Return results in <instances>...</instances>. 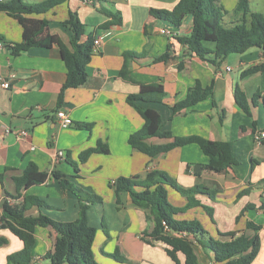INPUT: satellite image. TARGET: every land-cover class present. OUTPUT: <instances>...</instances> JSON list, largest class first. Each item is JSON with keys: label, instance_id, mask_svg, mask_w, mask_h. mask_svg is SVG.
I'll return each mask as SVG.
<instances>
[{"label": "crops", "instance_id": "0c3cea01", "mask_svg": "<svg viewBox=\"0 0 264 264\" xmlns=\"http://www.w3.org/2000/svg\"><path fill=\"white\" fill-rule=\"evenodd\" d=\"M25 1L33 4L42 0ZM179 2L70 0L45 14L29 16L48 21L38 40L57 36L70 47L71 12L82 23L81 42L104 37L87 66L89 82L67 89L64 88L67 68L61 48L55 44L38 45L13 53V48L23 42L24 29L19 20L0 11V216L6 199L17 202L15 179L34 164L39 171L48 173L49 178L29 190L22 189L21 194L38 196L47 206L33 207L27 216L38 217L43 213L58 222L78 218L79 200L62 189L53 177L59 172L85 192L103 199L102 207L91 205L88 209L89 224L97 229L93 250L100 264H175L164 243L144 240L143 233L150 232L155 225L149 208L134 204L125 193L118 202L115 193V183L120 177L144 178L150 171L160 169L175 177L185 189L198 184L220 188L215 200L197 196L201 205L212 208L214 221L202 206L179 213L178 220L197 219L214 237L218 231L255 235L247 224H264V140L258 143L254 137L256 131L264 130V72L243 73L264 64V47L232 54L219 65L201 60L177 40L191 33L192 17L175 28L150 16L151 9L173 10ZM239 2L219 1V6L228 12L227 24L234 19ZM249 2L252 11L264 14V0ZM106 11L119 14L123 24L102 29L104 23L112 20ZM163 28L172 34L163 35ZM127 52L141 54L129 60L132 78L162 84L168 94L164 103H139L138 107L128 103V96L138 93L139 86L120 76ZM166 53L169 54L166 60L156 61ZM6 82L8 88L4 87ZM198 82L204 88L212 86L213 96L174 114L172 107L185 100ZM238 88L246 95L250 114L237 104ZM149 108L160 113L163 130L175 137L199 136L229 142L240 164L221 174L210 172L203 167L209 157L195 143L155 158L134 149L129 137L143 128L140 111ZM60 109L71 116L72 126L59 125L56 113ZM22 130L29 132L26 138L19 135ZM171 141L152 138L148 143L163 145ZM100 146L107 151H100ZM90 150L91 155L82 161L81 156ZM197 164L202 166L199 172L194 171ZM248 189L247 195L240 196ZM168 196L175 209L182 211L188 206L187 198L177 191L170 189ZM249 205L252 208L241 215ZM34 235L31 264H51L46 255L53 251L57 234L52 228L39 226ZM259 235L261 249L252 264H264V227ZM0 238L8 241L0 248V264H7L8 256L21 251L24 243L9 229L0 228ZM218 238L229 241L226 236ZM115 253L126 261L111 257ZM196 253L200 264H217L212 251L197 245ZM178 257L185 264L184 255L179 253Z\"/></svg>", "mask_w": 264, "mask_h": 264}, {"label": "trees", "instance_id": "16d2710c", "mask_svg": "<svg viewBox=\"0 0 264 264\" xmlns=\"http://www.w3.org/2000/svg\"><path fill=\"white\" fill-rule=\"evenodd\" d=\"M70 0H42L38 3H27L25 0L0 1V11L20 21L23 26V42L13 48V53L19 54L31 47L38 45H58L61 48L62 59L67 68V80L64 88H79L89 82L87 66L94 54L95 38L88 42H81L82 23L79 18L70 13L68 23L73 29L71 46L67 47L57 36H49L45 40L38 38L47 29L48 21L45 19L29 18L31 15H42ZM220 0H180L173 10L151 9L150 16L167 24L179 28L186 18L192 17L191 33L187 36L177 37L189 52L203 61L219 65L232 54H242L251 48L264 47V14L252 11L249 0H240L234 11V19L226 23L228 12L219 6ZM112 20L102 25V29H109L113 25L121 26L123 20L119 14L106 11ZM213 44L212 49L208 47ZM141 54L125 53L126 64L120 76L136 83L139 91L128 96L127 101L138 107L139 103H164L168 94L160 83H144L136 81L131 76L129 60L139 57ZM169 57L166 53L156 59L164 61ZM264 72V64L256 65L246 70L243 75ZM213 96V87H203L199 82L191 88L185 100L175 104L172 109L174 114L192 107L208 97ZM236 101L239 107L250 114L248 100L241 89L236 91ZM256 101V98L253 99ZM144 126L129 137V143L138 151L155 158L169 151L188 144H198L202 151L209 157V162L203 167L214 173H224L228 168L239 165L240 162L233 153L229 142H216L199 136L175 137L170 131L163 130V122L160 113L154 109L140 111ZM152 138L171 139L163 145L149 144ZM100 151L107 149L100 146ZM93 150L85 152L81 159L87 160ZM53 177L60 182L62 189L75 194L79 200V216L75 221L58 222L41 213L38 217L27 216L26 213L33 207L43 208L47 204L38 196L21 194L22 189L29 190L33 186L45 183L49 175L41 172L31 164L20 178L15 182L18 188L17 202L6 199L3 203L0 216V228L11 230L24 243L21 251L8 256L7 264H31L32 251L36 244L35 229L39 226L52 228L57 234L54 249L46 255L51 264H100L94 254L93 245L97 229L89 224L88 209L91 205L103 206L102 197L90 194L77 187L63 174L54 173ZM2 181V175H0ZM173 189L188 200V206L179 211L169 201L168 192ZM220 188L198 184L191 188H183L175 177L168 172L155 169L147 173L146 177H120L115 183L117 201L120 202L122 194H128L133 203L138 206L146 205L150 210V218L154 222L153 229L143 233L144 240L148 243L162 242L166 247L168 256L175 262L181 264L178 254L185 257V264H200L196 253L197 245L214 253L217 264H252L257 258L260 249V231L264 224L249 222L248 229L255 231L252 237L245 234L238 235L237 232L221 233L217 237L210 235L203 224L197 220H178L179 213L202 206L208 216L213 219V210L208 206L201 205L197 198L205 195L212 200L216 199ZM250 190H245L240 196L247 195ZM13 199V198H9ZM19 199H22L18 202ZM252 205L247 206L241 215L250 210ZM240 215V216H241ZM239 219V217H238ZM226 236L229 241L222 242L218 237ZM8 243L7 239L0 238V248ZM114 259L125 262L119 253L112 255Z\"/></svg>", "mask_w": 264, "mask_h": 264}, {"label": "built area", "instance_id": "2783aa9c", "mask_svg": "<svg viewBox=\"0 0 264 264\" xmlns=\"http://www.w3.org/2000/svg\"><path fill=\"white\" fill-rule=\"evenodd\" d=\"M0 1H6V0H0ZM161 33L163 35H170V34H172V31H170L168 28H163L161 30ZM103 38L104 37L101 36V37H98V38L95 39V41H94V50H95V48H97L100 45V43L102 42ZM9 86L10 85H9L8 82H6L4 84L5 88H8ZM56 118L58 120L59 125L62 128H68V127L73 125V120H72L71 116L63 109H60V110L57 111ZM19 135L21 137L26 138L29 135V132L27 130H22V131L19 132ZM254 137H255L256 142L261 143L264 140V130L256 131L255 134H254ZM60 155L63 156L62 153H60Z\"/></svg>", "mask_w": 264, "mask_h": 264}, {"label": "water", "instance_id": "95a60500", "mask_svg": "<svg viewBox=\"0 0 264 264\" xmlns=\"http://www.w3.org/2000/svg\"><path fill=\"white\" fill-rule=\"evenodd\" d=\"M201 168H202V166L197 164V165H195L194 171L199 172L201 170Z\"/></svg>", "mask_w": 264, "mask_h": 264}]
</instances>
